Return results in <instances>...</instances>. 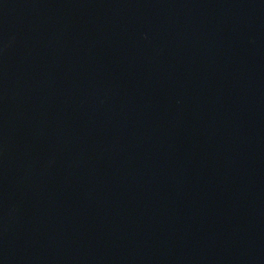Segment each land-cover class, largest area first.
<instances>
[{
    "label": "water",
    "instance_id": "95a60500",
    "mask_svg": "<svg viewBox=\"0 0 264 264\" xmlns=\"http://www.w3.org/2000/svg\"><path fill=\"white\" fill-rule=\"evenodd\" d=\"M0 264H264V0H0Z\"/></svg>",
    "mask_w": 264,
    "mask_h": 264
}]
</instances>
